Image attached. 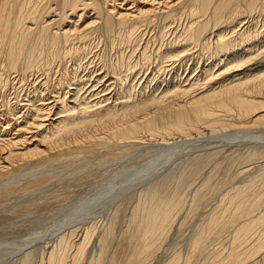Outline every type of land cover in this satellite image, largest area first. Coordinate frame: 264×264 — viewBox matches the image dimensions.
<instances>
[{
	"label": "bare ground",
	"instance_id": "6f19581e",
	"mask_svg": "<svg viewBox=\"0 0 264 264\" xmlns=\"http://www.w3.org/2000/svg\"><path fill=\"white\" fill-rule=\"evenodd\" d=\"M262 16L264 0H0V71L28 82L32 94L23 105L17 90L5 101L12 105L6 106L8 121L0 128V171L29 154L44 153L40 142L53 150L64 137L98 123L111 124L107 137L115 140H140L139 134H153L157 125L162 134H176L194 121L212 122L205 129L209 132L224 125L215 110L225 114L233 108L238 130L264 125V100L250 99L264 92ZM114 50L121 51L123 62L109 59ZM200 60L206 64L191 74L181 70L179 76L186 63ZM41 82L44 89L38 87ZM152 82L161 86L147 85ZM208 83L217 88L204 92ZM101 143L107 140L94 145ZM198 170L182 174L177 190L193 182ZM212 177L187 191L190 202L183 199L188 193L183 198L160 196L156 189L147 193L148 204L130 225L133 237L147 245L124 264H142L146 255L152 256V246L168 234L174 216L186 204L193 214L200 208ZM254 186L235 189L224 200L226 209L209 215L192 237L184 264L213 258V264L264 263V210L255 216L264 204V186L250 196ZM225 234L233 245L226 257L204 254L212 238ZM63 260L52 251L47 261Z\"/></svg>",
	"mask_w": 264,
	"mask_h": 264
},
{
	"label": "rangeland",
	"instance_id": "374dc122",
	"mask_svg": "<svg viewBox=\"0 0 264 264\" xmlns=\"http://www.w3.org/2000/svg\"><path fill=\"white\" fill-rule=\"evenodd\" d=\"M260 19L262 22L264 16ZM113 52L108 55L109 59L113 63L123 62L121 51ZM202 61L186 63L179 76H182L181 70L186 69V73L191 74L195 67L204 66L206 63ZM0 70H3L1 65ZM3 73L0 74V128L8 121L6 106L12 104L6 105L5 101L10 100L13 91L19 93L20 105L26 104L23 102L26 95H32L28 93L30 87L26 88L28 82L20 83L15 75ZM42 83L38 87L44 89ZM147 85L161 86L154 82ZM207 86L204 92L211 87L217 88L209 83ZM260 93L250 99L264 100V92ZM26 110L27 106H23V112ZM222 111L215 110V113L224 122L223 128L217 126L209 132L205 129L212 122L194 121L176 134H162L157 125L155 133L139 134V141L115 140L107 137V128L111 124L98 123L94 129L86 128L74 136L64 137L53 150L40 142L38 148L44 152L40 156L29 154L24 161L0 171V264H48L52 251L63 255V264H74V261L75 264H96L97 261L124 264L129 255L141 252L147 245L133 237L130 225L140 214L141 206L148 204L152 191L158 190L155 192L160 196L183 198L197 188L194 186H199L197 183L201 186L211 175V187L204 194L205 199L196 214L186 204L180 214L174 216L177 221L172 220L168 234L166 232L152 246V256L146 255L148 257L145 256L142 263L184 264L193 239L205 227L209 215L226 209L224 200L235 189L253 183L250 196H257V191L264 186V125L255 124L250 125L252 128L238 130L234 123L237 122V111L234 108L225 114ZM103 139L107 143L94 145ZM196 167H199L193 177L196 182L187 181L177 190L179 177L192 174ZM189 193L183 198L186 201L192 198ZM220 202L223 205L220 206ZM262 207L255 216L264 210V204ZM230 237L225 234L212 238L204 254L226 257L233 248ZM213 260L206 264H213ZM199 262L193 264H201L203 260Z\"/></svg>",
	"mask_w": 264,
	"mask_h": 264
}]
</instances>
